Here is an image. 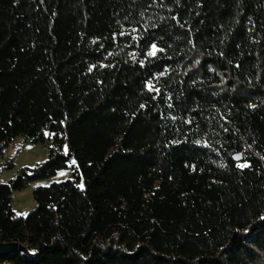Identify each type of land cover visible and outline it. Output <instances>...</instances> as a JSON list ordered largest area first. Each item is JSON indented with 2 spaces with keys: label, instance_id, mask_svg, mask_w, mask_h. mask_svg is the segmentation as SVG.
I'll return each mask as SVG.
<instances>
[{
  "label": "trees",
  "instance_id": "1",
  "mask_svg": "<svg viewBox=\"0 0 264 264\" xmlns=\"http://www.w3.org/2000/svg\"><path fill=\"white\" fill-rule=\"evenodd\" d=\"M20 138L49 158L0 182V264H264V0H0Z\"/></svg>",
  "mask_w": 264,
  "mask_h": 264
},
{
  "label": "rangeland",
  "instance_id": "2",
  "mask_svg": "<svg viewBox=\"0 0 264 264\" xmlns=\"http://www.w3.org/2000/svg\"><path fill=\"white\" fill-rule=\"evenodd\" d=\"M13 145L9 150H3L4 157L0 156V182L3 184L13 179L21 169H34L49 158V144L47 141L31 144L20 138L15 140ZM6 163H11L12 167L10 169L6 168ZM68 178L69 172L64 170L54 177L34 182L23 191L15 193V199L11 203L13 212L18 218H24L35 208L32 194L35 187L59 183Z\"/></svg>",
  "mask_w": 264,
  "mask_h": 264
},
{
  "label": "water",
  "instance_id": "3",
  "mask_svg": "<svg viewBox=\"0 0 264 264\" xmlns=\"http://www.w3.org/2000/svg\"><path fill=\"white\" fill-rule=\"evenodd\" d=\"M234 159L238 161L239 157L235 156ZM14 250L22 251V248H20L16 244H12V243L6 244L0 242V258L6 257L7 255L11 254Z\"/></svg>",
  "mask_w": 264,
  "mask_h": 264
},
{
  "label": "built area",
  "instance_id": "4",
  "mask_svg": "<svg viewBox=\"0 0 264 264\" xmlns=\"http://www.w3.org/2000/svg\"><path fill=\"white\" fill-rule=\"evenodd\" d=\"M12 146H14V145H13V142H12V143H11L6 149L9 150ZM4 150H5V149H4ZM10 199L13 201V200L15 199V196L12 195ZM1 264H10V263H8V262H3V263H1Z\"/></svg>",
  "mask_w": 264,
  "mask_h": 264
},
{
  "label": "snow or ice",
  "instance_id": "5",
  "mask_svg": "<svg viewBox=\"0 0 264 264\" xmlns=\"http://www.w3.org/2000/svg\"><path fill=\"white\" fill-rule=\"evenodd\" d=\"M242 167H247V165H243ZM81 187H83V185H81Z\"/></svg>",
  "mask_w": 264,
  "mask_h": 264
}]
</instances>
